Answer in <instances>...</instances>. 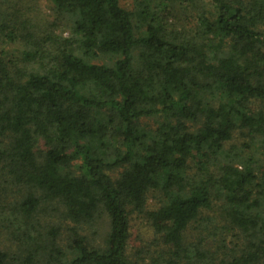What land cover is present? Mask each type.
Here are the masks:
<instances>
[{
    "label": "trees",
    "instance_id": "obj_1",
    "mask_svg": "<svg viewBox=\"0 0 264 264\" xmlns=\"http://www.w3.org/2000/svg\"><path fill=\"white\" fill-rule=\"evenodd\" d=\"M36 1L0 0V264H264V0Z\"/></svg>",
    "mask_w": 264,
    "mask_h": 264
},
{
    "label": "rangeland",
    "instance_id": "obj_2",
    "mask_svg": "<svg viewBox=\"0 0 264 264\" xmlns=\"http://www.w3.org/2000/svg\"><path fill=\"white\" fill-rule=\"evenodd\" d=\"M35 5H36V8H37V17L38 18L40 17L42 19L46 18L48 13H49V8H50L49 1L48 0H38V1L35 2ZM136 5H137L136 0H121V6L125 7L126 9H128L130 11H134V8L138 9V7H136ZM235 137H237V136L234 135L233 141L228 143L226 145V147H229L231 144L236 143V140H234V139H237V138H235ZM193 171L195 172V169H193ZM155 204H156V201H154L153 199H149L147 208L153 209L156 206ZM205 215H207V216H209L211 218L217 217L216 214L214 212H212V211H208L207 213H205ZM217 223L221 224L220 220L215 219V221H212V224L210 225L211 228L214 229V227H218ZM131 232H132L133 239H131L130 248L135 250L140 245V241L138 239V236H139V234H143L142 225L140 224V219L135 218V220L132 221V223H131ZM187 235L192 240L195 239L196 237H198V233H197V230H196L194 225L191 226L190 230H188ZM237 236L241 237L240 235H237ZM149 242H151V241H149ZM210 244H211V242H210V239L208 238V245H210ZM230 247L231 246H229V248ZM156 248H157V246L153 245L152 247H150V250H155ZM163 258L167 259L166 253H164V257Z\"/></svg>",
    "mask_w": 264,
    "mask_h": 264
}]
</instances>
